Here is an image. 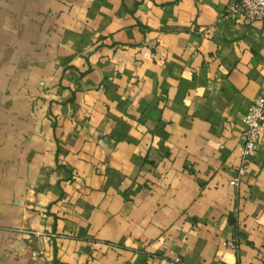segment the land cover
Instances as JSON below:
<instances>
[{"label": "crops", "instance_id": "crops-1", "mask_svg": "<svg viewBox=\"0 0 264 264\" xmlns=\"http://www.w3.org/2000/svg\"><path fill=\"white\" fill-rule=\"evenodd\" d=\"M234 1L0 0V264H264Z\"/></svg>", "mask_w": 264, "mask_h": 264}, {"label": "built area", "instance_id": "built-area-1", "mask_svg": "<svg viewBox=\"0 0 264 264\" xmlns=\"http://www.w3.org/2000/svg\"><path fill=\"white\" fill-rule=\"evenodd\" d=\"M230 12L242 15L247 20L260 19L264 21V0H235ZM244 122L245 127L240 135L242 154L241 172H245L251 157L256 154L261 143L262 127L264 125V90L253 98L248 111L244 114ZM231 182L236 183V180H232ZM230 243L234 244L232 241ZM175 259L180 260L179 257Z\"/></svg>", "mask_w": 264, "mask_h": 264}]
</instances>
